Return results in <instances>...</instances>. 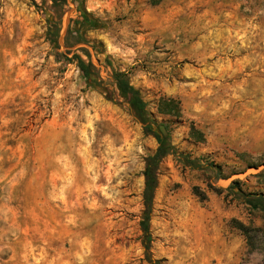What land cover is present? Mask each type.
<instances>
[{"label": "rangeland", "instance_id": "rangeland-1", "mask_svg": "<svg viewBox=\"0 0 264 264\" xmlns=\"http://www.w3.org/2000/svg\"><path fill=\"white\" fill-rule=\"evenodd\" d=\"M112 70L175 150L152 258L264 264V213L212 190L264 195V0H0V264H148L142 171L157 143Z\"/></svg>", "mask_w": 264, "mask_h": 264}, {"label": "trees", "instance_id": "trees-1", "mask_svg": "<svg viewBox=\"0 0 264 264\" xmlns=\"http://www.w3.org/2000/svg\"><path fill=\"white\" fill-rule=\"evenodd\" d=\"M63 54L56 55V61H60ZM82 76L89 80L88 70H82ZM113 87L116 95L119 98H126L130 101L132 115L142 124V132L144 135L152 136L157 146L153 153L147 155L143 159V186L141 191V203L142 211L139 220V228L142 233L141 244L144 249V257L148 264H160V261L154 260L151 255V243L152 237L150 234V219L153 211V202L156 190L159 184V166L163 159L169 155L175 153L169 141V127L167 124L156 123L150 113L147 110V104L143 100L140 91L135 88L129 81V77L126 73L112 70ZM174 104L171 99H163L157 103V110L160 114L176 116L168 106ZM161 105H164L161 108ZM167 106V108H166ZM166 108V109H165ZM183 160L190 165H194L195 161H190L186 155H182ZM218 169V167H216ZM219 171L216 172L215 179H220ZM212 190L219 194L226 192L227 196H232L235 200L241 204L247 206L252 211H260L264 213V195L261 193H245L241 190L240 183L238 181H232L230 185L222 189L220 187L212 188ZM204 200V197H202ZM240 231L245 233V227L237 223Z\"/></svg>", "mask_w": 264, "mask_h": 264}]
</instances>
